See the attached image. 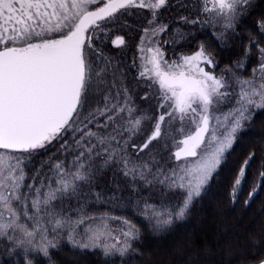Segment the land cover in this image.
Here are the masks:
<instances>
[{
	"label": "snow or ice",
	"instance_id": "1",
	"mask_svg": "<svg viewBox=\"0 0 264 264\" xmlns=\"http://www.w3.org/2000/svg\"><path fill=\"white\" fill-rule=\"evenodd\" d=\"M178 3L183 14L170 0H0V264L14 256L36 264L37 255L54 264L51 251L64 244L73 257L126 264L144 255L129 213L162 236L222 173L233 207L245 187V209L264 193V125L233 157L264 112V13L219 72L208 42L192 43L211 29L223 45L260 4ZM109 41L120 50L135 43L140 55L122 64L106 52ZM108 173L111 195L99 183ZM257 211L246 239L223 229L221 264H264V197Z\"/></svg>",
	"mask_w": 264,
	"mask_h": 264
},
{
	"label": "trees",
	"instance_id": "2",
	"mask_svg": "<svg viewBox=\"0 0 264 264\" xmlns=\"http://www.w3.org/2000/svg\"><path fill=\"white\" fill-rule=\"evenodd\" d=\"M170 2L177 3L176 5L179 7L178 0H170ZM258 3L260 6L242 19L241 24L236 30L239 35L229 39L223 45L212 37L211 29L204 32L196 31V39L192 41L193 45L200 40L208 42L210 50H214L219 60L217 72H219L220 68H223L226 64L237 58L238 53L242 51L243 47L241 39L243 38L246 43L247 34L249 32L256 33V25L261 14L264 13V0H258ZM167 14V12L164 13L165 16ZM165 47L168 58L171 59L173 47L172 45ZM179 47H184V42L176 47L175 50L177 52L180 50ZM113 56L116 60L117 58H121L126 61L127 58L122 53V50H116ZM251 66L250 63L249 69ZM128 78L131 83H134L131 73H129ZM141 88H144V85H141ZM143 95L144 91H139V96L142 97ZM254 119L255 126L250 130H245L242 134L241 142L234 145L233 157H238L246 142L260 133L262 125H264V112H257ZM70 135L71 133H69ZM60 143H63V141H60ZM58 147L59 144H56L54 147H50L47 152L35 156L32 165L29 166L30 170L34 171L36 168H39L41 162L47 160L48 156L55 152ZM110 181L111 173H108L99 182L100 186L105 188L107 195L112 194L111 192H107V187L111 186ZM250 182L251 177L249 178ZM224 185L222 173L219 184L217 181L212 182L211 187L203 195L202 199L194 204L189 216L185 220L177 222L170 233L162 236L150 234L142 217L129 213V217L133 222L143 229L142 241L137 243V247L142 250L144 255H131L126 258V264H221L224 258L222 238L220 240L217 238L221 236L223 229L227 228L230 233L238 235L241 240L246 239L247 232L255 230L258 227L261 216L257 209L261 204V197H264V193H261L252 207L245 209L243 207V200L246 198L247 191L249 190L248 187H245L244 192L240 196V203L233 207L228 198V187ZM96 190L99 191L100 188ZM147 194V192L144 193V195ZM124 195L127 196L128 193L125 192ZM154 198L158 199L155 196ZM100 210L103 209L101 208ZM178 246L183 249L182 255L176 252ZM4 259L5 257L0 253V261ZM17 259L20 260V264H23L22 257L18 256L7 260V264H14V261ZM35 259L36 264H49V261L42 256L37 255ZM51 260L54 264H102L98 253L77 252L75 257H73L67 244L63 245L62 250H52ZM117 264H119V260H117Z\"/></svg>",
	"mask_w": 264,
	"mask_h": 264
},
{
	"label": "rangeland",
	"instance_id": "3",
	"mask_svg": "<svg viewBox=\"0 0 264 264\" xmlns=\"http://www.w3.org/2000/svg\"><path fill=\"white\" fill-rule=\"evenodd\" d=\"M172 5H173V7L170 9V11H172L173 12V14H176V13H180V14H183V10L182 9H180L176 4L177 3H171ZM135 21H134V18H129V23L130 24H132V23H134ZM168 37L167 36H165V39H167ZM183 48L184 47H179V51H181V50H183ZM106 52H108V54L109 55H111V56H113V54L115 53V51L117 50V48H115V47H113L112 45H111V43H110V41L108 42V45H107V47H106ZM111 53H113V54H111ZM114 57V56H113ZM117 60H119V61H121L122 62V64H125V65H129L128 63H129V61H128V58H126V61L125 60H122L121 58L119 59V58H117ZM129 73H131V75L133 76V74H135V72H134V70L133 69H131L130 71H129ZM19 257V256H18Z\"/></svg>",
	"mask_w": 264,
	"mask_h": 264
},
{
	"label": "flooded vegetation",
	"instance_id": "4",
	"mask_svg": "<svg viewBox=\"0 0 264 264\" xmlns=\"http://www.w3.org/2000/svg\"><path fill=\"white\" fill-rule=\"evenodd\" d=\"M138 40H139V36L137 35L135 37V42L138 43ZM117 51H120V49H117ZM122 53H124L127 56L129 65H131L134 56L138 57L140 55L139 52L136 50L135 43L130 44V46L127 49L122 50ZM133 70L135 72V69Z\"/></svg>",
	"mask_w": 264,
	"mask_h": 264
}]
</instances>
